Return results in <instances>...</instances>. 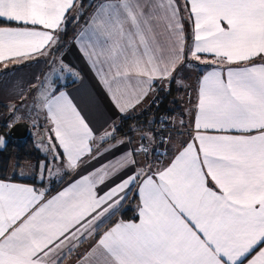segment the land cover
I'll list each match as a JSON object with an SVG mask.
<instances>
[{"label":"snow or ice","instance_id":"6c2138e0","mask_svg":"<svg viewBox=\"0 0 264 264\" xmlns=\"http://www.w3.org/2000/svg\"><path fill=\"white\" fill-rule=\"evenodd\" d=\"M76 3L0 0V66L49 55ZM184 10L193 25L191 57L227 66L199 82L193 142L166 167H141L102 194L100 185L135 166L133 151L50 198L0 180V264H64L136 186L138 222L116 223L77 264H264V0H184ZM82 35L81 51L119 113L139 105L155 80L171 79L184 58L177 0L102 5ZM37 107L49 125L40 145L46 140L44 150L69 172L130 142L116 139L115 122L98 134L64 91L42 86ZM9 112L11 128L19 118L14 108ZM135 151L147 149L141 143ZM39 172L41 179L51 174L47 158Z\"/></svg>","mask_w":264,"mask_h":264},{"label":"crops","instance_id":"0c3cea01","mask_svg":"<svg viewBox=\"0 0 264 264\" xmlns=\"http://www.w3.org/2000/svg\"><path fill=\"white\" fill-rule=\"evenodd\" d=\"M116 2L117 0H104L98 2L97 6L90 12L88 17L85 19L80 30L76 32V34L73 37H71L66 43V45L63 47H62L63 41L61 39V33L60 32L58 33L59 42L62 41V43L59 45L61 46L59 50L65 51L63 55V62L71 69V73L69 77L72 79V70L75 72L74 74L77 77V79L74 80L73 82L68 78L67 84L64 86H60L58 90L64 91L69 95V97L75 103L81 114L86 118L87 122L90 124V126L93 129L97 131L98 134L104 128L108 127V125L112 122H115V124L117 125L118 121L126 114L136 109L139 110L148 109L155 101V99H157L158 88L161 90H168L172 80V78L163 81L155 80L153 82V90L134 109H131L127 113H119L116 110L115 106L113 105L109 97V94L105 90L104 85L101 83L100 79L98 78L97 72L94 71L92 64L88 59H86L84 52L81 51V47L86 46V41H87V36H83L82 34H86L90 31L91 20L94 14L97 12L100 6L108 3H116ZM177 4L180 7L181 15L183 17V22H184V38H185L184 58L186 57V54L188 52V45H189L190 52L188 57L194 59L191 57V48L193 45V25L191 21L189 22L188 13L185 10H183L184 0H177ZM77 13H78V7L75 6L73 9L69 10V13H67L66 16L68 14H70V16H73L76 15ZM53 53H55V47L51 49L49 55L47 56H37L34 59L25 60L20 63H11L9 64L7 69H3V67L0 66V107L4 106L10 109L12 106H19L25 100L30 98L29 94L34 93L35 89L33 88L36 85H37V89L35 95H32V97L38 96V92H39L38 86L42 83V78L48 68L49 62L51 61V59L55 61V57H52ZM200 55L201 57L202 56L212 57L209 54L202 53ZM183 60L176 67L175 71L172 74V77L175 74L176 70L183 63ZM218 67H227V66L216 65L208 69L207 71H210ZM233 67H235V65H233ZM207 71L200 77L197 86L195 88L196 89L195 94H193L190 97V102L188 103L191 111V120L189 122V127H186L183 123L182 124L177 123L176 127H173L172 125L171 128L172 132H169L167 141L165 142V144H167V146L169 147L170 151L168 150V148L167 149L165 148V144L162 145V147L160 145L159 147L158 144H156L158 146V150L164 149L163 150L164 152L165 150L167 151L165 153L164 158L159 159L160 161L158 163L154 162L155 156L157 154H155V156L151 154V149L154 146L150 142L148 143V147H149L148 152H141L142 154H140V152L135 151L140 147V143L146 144L144 143L146 142V139L143 141L140 140V142L135 143V145H133L132 142L126 141L124 144L120 145L119 147L114 148L111 152H104L102 155L98 156L97 159L92 160L87 164L81 165V167L76 173H72L67 170L66 174H64L65 178L63 177V179L60 181L57 180L51 181L50 184H48L49 181H45L43 182V184L40 185L28 184L23 182H13V183L28 184L37 189L43 190L45 191L46 196L50 198L51 196L56 195L59 191H62L75 179H78L80 175L87 174L93 169L99 168L101 164L107 163L110 160H114L116 157L122 155L125 151H129V150L134 152V159L136 161L135 166L126 169L118 176L107 181L105 184L100 185L98 191H100L101 194L104 191H106L109 187L113 186L115 183H118L120 179L126 177L127 175L131 174L134 170H138L141 167L145 168V170L149 172H154L158 169H162L166 167L187 143L193 142V137L196 135L195 105L197 103L199 82L203 78V76L207 73ZM43 113L44 112L42 111V114ZM7 120L8 118L4 114L0 113V129L3 125L8 123ZM48 127L49 125L46 122V128ZM10 129L8 130V134ZM209 134H216V133L210 132ZM0 136L4 138L2 133H0ZM139 138L141 139V136H139ZM116 139L119 140L123 138H116ZM147 140L149 141V139ZM111 143H115V141H112ZM106 147H108L107 144L102 145L101 151L103 150V148ZM158 150L156 151V153L158 152ZM0 151H2L1 147H0ZM15 169L18 170L17 168H14V172H16ZM21 170H23V166L19 167L18 172H21ZM26 177L29 178V180H31L30 178L32 179L35 178L34 175H28ZM209 186L215 188V186L211 183L210 180H209ZM133 188L131 189V191L127 193L126 199L122 201L121 205L118 206V209L115 210L114 214L127 201L128 197L133 191ZM137 191H138V186L135 187L134 192L137 193ZM114 214L106 218L105 221L100 225V227L94 232L93 236L89 237L86 241L81 243L79 247L68 256V258L64 261V264H77L78 256L84 253L85 251L89 250L90 246L94 245L96 241L99 239V237L105 231L113 227L118 222L121 221L128 222L126 220L118 219L111 226L103 228V230L98 232V230L101 227H103L112 218ZM136 222H138V220H136Z\"/></svg>","mask_w":264,"mask_h":264},{"label":"trees","instance_id":"16d2710c","mask_svg":"<svg viewBox=\"0 0 264 264\" xmlns=\"http://www.w3.org/2000/svg\"><path fill=\"white\" fill-rule=\"evenodd\" d=\"M100 1L104 0H77L76 6L78 7V13L73 16H70V14H68L67 19L63 24L65 31L61 33V39L63 41L62 47L65 46L68 40L76 34L77 28L82 26L85 19L94 9L95 5L98 4V2ZM79 12H83L80 18H78ZM189 52L190 51L188 45V52L186 54V57L184 58L183 63L173 75L168 90H161L158 88L157 99H155V101L148 109H146L143 113L132 111L127 115L123 116L118 121V124L116 126L118 127L119 131L117 133L116 138L127 137L128 140L132 142L133 145H135V143H138L141 140L139 138L140 132H150L152 141L151 144L154 146L151 149V154L153 156L157 154L158 159L164 158L165 153L167 151L165 150L164 152V149L158 150V146L160 145L162 147V145H164L167 141L169 132H172L171 128L174 113L176 110H179L177 106L186 107L185 105L190 102V97L195 94V86H197L200 77L208 69L217 65L214 63H201L196 59H191L190 57H188ZM202 59L211 61L212 57L202 56ZM194 75H196V85H193L192 91H188L186 95V103L183 104L182 100H178L174 97V92L176 91L175 84L178 78H180L181 76L185 77L187 80H191L192 78L194 80ZM6 108L8 109V107H0V113L4 114L7 118H9L10 112L9 109L7 110ZM163 123H166L168 125V131L165 134L166 140L157 143L154 131ZM7 125L8 124L3 125L0 129V133H2V135L7 139V144L5 148L0 151V180L11 182H23L37 185L43 184V182L40 183L36 179L30 178L31 180H29V178L27 177L19 176V172L16 169V172H14V168L18 169L19 167L23 166L24 163L29 162V160L37 159L38 154L34 153L36 149L34 147L31 136L28 139L21 141V145L19 146L18 151H14V142L16 141H12L8 138V130L10 129V127H8ZM144 143L148 144L149 141L146 139V142ZM156 144H158V146ZM157 150L158 152L156 153ZM159 152H163V155H159ZM140 154L142 153L140 152ZM134 191L135 187L133 188L132 193L130 194L124 205L112 216V218L103 227L98 230V232L103 230V228L111 226L118 219L126 221L138 220L137 206L139 205L140 201L137 193Z\"/></svg>","mask_w":264,"mask_h":264},{"label":"rangeland","instance_id":"374dc122","mask_svg":"<svg viewBox=\"0 0 264 264\" xmlns=\"http://www.w3.org/2000/svg\"><path fill=\"white\" fill-rule=\"evenodd\" d=\"M96 6H97V4L95 5V7ZM189 22H190V20H189ZM80 28L81 27H78L76 32H78L80 30ZM64 31H65V28L62 27V31H59V32L63 33ZM61 43H62V41L59 42V37H58V42L55 45V53H53V55H52V57H55V61H53V59H51V61L49 62L48 68H47V70H46V72L42 78V83L38 86V91L41 90L42 86L43 87H49L50 86L52 88L59 89L60 86H64L67 84L68 78L70 80H72V82L77 79V77L74 74L75 72L73 70H72V79L69 77V75L71 73V69L69 66H67L63 62V55H64L65 51L59 50L61 47L59 45ZM64 66H67V67L65 68ZM192 80H193V78L191 80H187L185 77L181 76L177 80L180 83L178 84L176 82V84H175L176 91L174 92V94H175L174 97L177 98L178 100L179 99L182 100L183 104L186 103V95H187L188 91H192L193 85H196V75H194V80L193 81ZM33 89H35V90H34V93L29 94L30 98L25 100L19 106H12L11 107V108L15 109V115L19 118L17 123H19L21 121H27L31 125L32 132H31L30 136L32 138L34 147L36 149L34 151V153L38 154V156H39L37 159L29 160V162L24 164L23 170H21V172H19V176L26 177L28 175H34L35 176L34 179L38 180V182L41 183V182L49 181L48 184H50L51 181L62 180L64 177V174H66V172H67V169L62 167V165H61L62 162L52 161L51 156L48 155V153L44 150V146H46V144H47L46 140L44 141V145H40L42 134L44 133V129H46V122H45L46 119H45V113L42 114V111L39 110L37 107V97L36 96L32 97V95H35L37 85ZM185 106L186 107L177 106L179 108V110H176L174 113V117H173L174 120L172 121L173 127H176L177 123H179V124L183 123L186 127H189V122L191 120V111H190L188 104H186ZM134 111L135 112L137 111L138 113H143L145 110L144 109H141V110L136 109ZM12 115L13 114L10 113V117L7 120L8 123L11 121ZM34 124L38 125V127L34 128L33 127ZM142 133H144V132H140L139 136H141ZM3 140H4V143L2 145H0L2 150L5 148V146L7 144V139L5 137L3 138ZM149 142L150 143L152 142L151 139H149ZM20 145H21V141L14 142V151H18ZM38 145H40V146H38ZM165 148L166 149L168 148V150L170 151L167 144H165ZM46 158H47V162H49V164L52 168V172H51V174H49L48 172H45L44 178L41 179L40 178V172H39V165H40L41 161L45 160ZM159 161L160 160L158 159V156L156 155L154 162L158 163ZM57 169H59V171H57ZM18 170H19V168H18Z\"/></svg>","mask_w":264,"mask_h":264},{"label":"water","instance_id":"95a60500","mask_svg":"<svg viewBox=\"0 0 264 264\" xmlns=\"http://www.w3.org/2000/svg\"><path fill=\"white\" fill-rule=\"evenodd\" d=\"M82 14L83 12H80L78 18H80ZM31 132H32V128L29 122L21 121L16 125H14L13 127H11L8 137L13 141H24L30 137Z\"/></svg>","mask_w":264,"mask_h":264},{"label":"built area","instance_id":"2783aa9c","mask_svg":"<svg viewBox=\"0 0 264 264\" xmlns=\"http://www.w3.org/2000/svg\"><path fill=\"white\" fill-rule=\"evenodd\" d=\"M167 124L163 123L160 127H158L155 131L154 134L156 135V142H163L166 140V132L168 131ZM144 147L147 149L146 152H148L149 147L148 144H143ZM159 155H163V152H159Z\"/></svg>","mask_w":264,"mask_h":264}]
</instances>
